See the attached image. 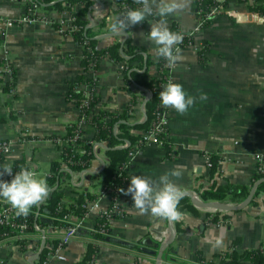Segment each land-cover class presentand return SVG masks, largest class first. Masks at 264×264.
<instances>
[{
    "label": "crops",
    "instance_id": "0c3cea01",
    "mask_svg": "<svg viewBox=\"0 0 264 264\" xmlns=\"http://www.w3.org/2000/svg\"><path fill=\"white\" fill-rule=\"evenodd\" d=\"M98 1L93 2L90 16L94 22L106 20V27L100 29L99 36H102L111 33L109 17L121 14L116 10V0ZM246 5L232 0L227 8L237 12V17L220 13L204 24L194 0H186L183 11L166 17L170 30L175 25L191 41L187 46L178 47L182 60L171 66L166 60L162 62L169 69V81L180 83L196 101L183 115L166 108L170 150L157 144L142 146L130 161L129 179L132 175H143L158 182L165 172L183 166V175L176 183L197 195L196 189L208 175L207 156L218 154L221 161L217 182L229 181L250 189L259 158L264 163V17ZM23 6L20 0H0V59L6 58L15 72L16 97L13 103H8L0 96V137L11 142L12 152L5 164L18 160L32 165L38 173L43 164L50 169L53 161L61 163L55 138L63 137L67 127L79 118V110L67 99V92L81 70L83 48L72 36L60 34L53 25L24 21ZM60 11L42 12L57 18ZM158 19L150 16L126 30L132 45L143 49L155 63L161 57L155 55L156 46L148 39V32L149 23ZM123 39L124 36L98 38L97 47L105 48ZM123 64L124 61L107 55L99 62L93 75L94 92L99 99L95 107L120 113L134 96L128 122H141L145 98L134 85H125ZM149 69L151 75L157 74L155 65ZM201 94H206L207 100H200ZM83 130L86 138L92 137V127L85 125ZM138 132L132 130V133ZM99 153L105 162V148L99 146ZM102 169L101 161L94 159L88 169L93 174L85 173L82 179L75 174L78 183L76 189L67 190L69 202L79 192H95L98 179L103 177ZM44 174L47 176L49 170ZM70 177L64 174L62 181L70 182ZM129 184L130 180L121 189L126 191ZM118 198L124 216L114 221L109 231L98 239V250L90 264H153L154 259L137 252L135 246L145 237L162 242L167 234V220L139 214L131 195L119 191ZM263 201L264 196H259L254 204L238 211L180 205L184 219L177 222L178 229L173 224L176 236L169 259L162 264H214L217 255L231 248L234 241L238 252L264 248ZM186 203H190L188 197ZM209 216L212 220L206 225L205 219ZM94 220L93 216L87 217L75 237L64 245L65 261L49 264L82 261L87 252L84 240L93 239ZM30 236L28 247L0 246L2 263L38 264L34 255L40 250L41 241L38 234L30 233ZM50 236L53 238L56 234L50 233Z\"/></svg>",
    "mask_w": 264,
    "mask_h": 264
},
{
    "label": "trees",
    "instance_id": "16d2710c",
    "mask_svg": "<svg viewBox=\"0 0 264 264\" xmlns=\"http://www.w3.org/2000/svg\"><path fill=\"white\" fill-rule=\"evenodd\" d=\"M41 11L47 10H63L69 9L73 4L80 3V7L76 11V24L79 26L78 30L72 32V37L75 42L82 46L83 48V58L81 60V70L79 74L75 77L74 81L69 84L67 99L73 101L76 106L81 105L82 99L84 98L82 91L74 90V86L87 84L94 88L95 80L88 75L90 71L95 72L100 60L107 55L108 57L116 61H124L126 67L123 69V79L125 85L131 84L137 87L144 96V122H128L129 118L132 116L131 107L134 104V96L131 98L129 106L120 113L110 112L106 110H91V107L96 106L99 99L95 92L91 91L90 100L87 106L84 108L83 123L87 126L93 128V135L90 140L96 143H103L106 146L105 157L107 160L106 165L102 169V182L111 187H119L122 184L129 183V176L126 175V169L122 171V176L117 178L114 177L117 169L121 166L128 165V152L130 148L137 145L141 148L144 144L142 133L153 129V121L155 119L156 112L161 109L160 107V91L163 90L161 86L164 78L169 76L168 67L164 66L163 60L152 62L149 55L144 54V50L133 46L130 38H124L122 45L123 54L127 56V59L123 58L120 54L119 49L121 46V41H115L105 48H98V36L100 35V29L106 27V20L93 21V24L88 20V14L92 10L93 2L95 0H36ZM117 1V12L124 14V10L121 8V3L126 2L131 9L139 8L141 5L135 3V0H116ZM232 0H194L195 9L200 19L204 24L209 22L207 14L210 9L216 5H220L223 8L227 7ZM64 4L66 6H64ZM247 8L260 16L264 17V0H254L253 3H247ZM27 6H23L24 14L27 13ZM171 31L177 32L178 28L173 25ZM190 38H184L183 42L179 44V47L187 46L190 43ZM203 51H201L202 54ZM155 65L157 74L151 75L149 73V68ZM141 69L138 72L136 69ZM13 83H15V72L13 71ZM11 84H6L2 91H7ZM79 120L71 123L67 127V131L64 137H69L74 133ZM132 130L139 131L138 133H132ZM158 139H162L163 145L170 150V140L168 136V129L166 126H161L158 133L156 134ZM142 140L138 142V140ZM89 139L78 138L75 142L65 147L64 152L67 156L62 153L61 163L53 161L50 165L49 174L46 176L50 189L54 186L56 180L59 181V186L56 190L50 191L48 197L39 206H36L30 210L29 215L24 216V219L30 225L29 231L33 230V223L37 210L39 209L40 215H46L51 219V223L45 222V225H61V219L67 214H75L78 217L82 216L85 212L84 209V198L91 197L88 192H79L76 198L69 203H61L62 192L60 191V184L64 178V174H69L70 171L80 172L82 170H87L90 168L94 156L91 152L92 146L89 144ZM126 143L127 146L124 148H116L121 144ZM72 147L83 148L84 153L81 155L71 154L70 150ZM221 161V157L218 154L209 155V166L208 175L203 180L202 184L196 189L197 195L203 201L216 200L225 203L236 204L240 203L248 194V186H237L231 184L229 181L223 183L217 182L218 166ZM14 164L17 168H24L22 162L16 160ZM264 177V173H257L254 175L251 186L260 178ZM11 177L6 180H10ZM259 196H264V182L259 183L255 190V194L250 204L256 202V198ZM181 205V206H180ZM180 207L186 206L188 208H195L191 203H186V197L180 201ZM264 206V201H263ZM179 207V208H180ZM176 229H178L177 222H173ZM97 227V226H96ZM5 230V228H0V231ZM103 235L92 234V238H101ZM146 238V237H145ZM143 238L135 246V250L141 254H145L151 258H155L156 252L159 249L161 241H155L150 238ZM51 243L54 246L57 245L58 241L53 240ZM237 244V241L233 242ZM232 246L231 250H227L225 254L221 257L219 264H264V251L261 248H256L253 250H244L243 252H238L235 246ZM98 247L92 243L87 245V252L82 261L78 264H90L94 256L96 255ZM172 250V245L168 246L163 255L162 260L166 261L169 259L168 254ZM46 250H43V253ZM153 251V253H151ZM219 255V254H218ZM217 255V256H218ZM42 258V256H41ZM138 264V263H134ZM205 264H211L210 262H205Z\"/></svg>",
    "mask_w": 264,
    "mask_h": 264
},
{
    "label": "built area",
    "instance_id": "2783aa9c",
    "mask_svg": "<svg viewBox=\"0 0 264 264\" xmlns=\"http://www.w3.org/2000/svg\"><path fill=\"white\" fill-rule=\"evenodd\" d=\"M23 5L27 6V13L24 14V21H40L44 24L53 25L55 29L63 35H70L72 36V32L79 29V26L75 23L76 22V11L80 7V3L73 4L69 9H63L60 11L59 16L57 18H53L45 13H43L36 0H20ZM223 1V0H219ZM239 1L243 4L247 3H253L254 0H234ZM121 8L126 11L127 9H131V7L126 3H121ZM220 13H226L232 17H237V12L234 10H231L227 7H222L220 5H216L210 9V12L207 14L208 19H210L212 16L218 15ZM94 15H98V12L95 11ZM179 32V31H177ZM184 36V35H183ZM186 38V36H184ZM177 47H179L177 45ZM101 61V60H100ZM165 66V65H164ZM126 67V64H123L121 66V70ZM13 68L9 65L6 58L0 59V96H4V100L8 103H13L16 99L15 92H14V86H12L13 83ZM137 71L140 72L141 69L137 68ZM89 76H91L94 80L95 77L94 72L90 71L88 73ZM169 76L164 78V80L161 83V86L164 88V86L168 83ZM6 84H11L9 89L7 91H2V88ZM74 90L82 91L84 98L82 99L81 105L77 106V109L79 110V123L77 127L74 130V133L69 137H57L55 138V142L57 143L58 147V153L61 156L62 153H64L67 156V153L64 152L65 147H68L70 144L75 142L78 138H86L84 134V127L85 124L83 123L84 114L83 111L84 108L87 106V103L90 100V93L91 91H94V88L87 85V84H81L74 86ZM161 109L156 112L155 119L152 123L153 129L143 132L142 137L144 140V145L146 144H157V145H163L162 139H158L156 134L158 133L161 126L165 125V110L166 108L161 105ZM96 110V107H91V110ZM27 133L26 131L23 133ZM91 139V138H86ZM142 140H138V142H141ZM89 144L92 146V154L94 156V159L103 161L100 158L99 153V144L90 140ZM122 148L126 147L127 144L123 143L120 145ZM139 147L137 145L130 148L128 152V160L129 164L119 167L114 177H121L122 171L126 169V175H128V167L130 165L131 159L134 157V155L139 151ZM11 142L10 140L6 138L0 137V166L5 165L6 158L11 154ZM71 154H78L81 155L84 153V149L79 147H72L70 150ZM209 156H207V168L209 166ZM104 162V161H103ZM107 160L104 162V166L106 165ZM13 168V174L18 172L19 170L23 168H17L14 163L11 164ZM103 166V167H104ZM24 168H30L31 170L36 171V169L32 165H26L24 164ZM88 170V169H87ZM87 170H82L80 172H73L70 171V182L62 181L60 184V191L62 192V198L61 203H69V199L67 197V190L68 189H76V185L78 183L77 177H75V174H79L80 178L81 176L86 173ZM257 173H264V163L259 158V163L256 167ZM9 176H4L3 179H7ZM99 185L96 188L95 192L91 194V197H85L84 199V209L85 212L82 216L78 217L75 214H67L63 216L61 219H58L61 221V225H45V222L51 223V219L47 217L46 215H40L38 213L37 220L33 223V230L29 231L30 225L27 223V221L24 219L23 215H17L16 210L11 207L9 203H7L5 200L0 198V228H5V230L0 231V246L6 245V246H13L18 245L21 247H28L31 243L30 239V233L38 234V239L41 241L44 239V247L46 251L43 253V250L39 254L38 257V264H49L52 261H65L66 256L63 253L64 245H66L72 238L75 237L77 231L82 227L83 222L86 220L87 217L93 216L95 218L94 224L92 227V234H99V235H105L110 227L113 225V222L117 219L124 216V210L119 202V191L122 186L127 184H122L119 187L111 186L107 187L106 184L102 182V177L98 179ZM37 214V212H36ZM49 220V221H48ZM212 217L209 216L205 219V224L209 225L211 223ZM97 226V227H96ZM50 233H55L56 236L52 238L50 236ZM166 238V234L163 237V240ZM57 240L58 243L56 246H54L51 241ZM92 243L93 245H98V239L93 238L89 240H84V246L85 251H87V245ZM38 249V247H37ZM37 249L35 252H37ZM229 248L228 250H231ZM261 249L264 251V248L261 247ZM227 251V250H226ZM225 251V252H226ZM225 252H221L217 256V263L219 264L221 257L225 254ZM42 256V258H41ZM95 257V256H94ZM0 264H3L0 260ZM162 264V263H159ZM213 264V263H211ZM250 264V263H248Z\"/></svg>",
    "mask_w": 264,
    "mask_h": 264
},
{
    "label": "clouds",
    "instance_id": "9594fccd",
    "mask_svg": "<svg viewBox=\"0 0 264 264\" xmlns=\"http://www.w3.org/2000/svg\"><path fill=\"white\" fill-rule=\"evenodd\" d=\"M135 3L141 7L127 9L122 16L109 17L108 30L123 35L129 27L145 22L148 17H159L149 23L151 30L148 32V39L156 46L155 55L164 58L169 66L182 60L177 45L183 42L184 36L170 30L166 17L183 11L186 0H135ZM159 96L163 107L172 108L181 115L186 114L196 101V97L189 95L180 83L172 80L168 81ZM199 99L207 100V95L201 94ZM183 172V166H178L161 175L158 182L147 176L132 175L127 190L120 191L124 195H131L139 214L178 222L185 215L179 210L185 192L176 183ZM6 175L11 179H3ZM50 190L45 174H38L30 168H23L13 174L11 164L0 166V198L9 203L17 215H29L32 208L48 197Z\"/></svg>",
    "mask_w": 264,
    "mask_h": 264
},
{
    "label": "water",
    "instance_id": "95a60500",
    "mask_svg": "<svg viewBox=\"0 0 264 264\" xmlns=\"http://www.w3.org/2000/svg\"><path fill=\"white\" fill-rule=\"evenodd\" d=\"M60 1H64V0H60ZM96 1H98V0H96ZM98 3H100V2L98 1ZM100 5L102 6V3H100ZM94 9H96V8H94ZM88 20H89V22H91L93 24V20H92V17L90 16V13L88 14ZM106 36H124V38H127L128 35H127V33H125L123 35L109 33L106 35L99 36L98 38H102V37H106ZM123 42H124V40L121 41V46H120L119 52L123 56V58L127 59V56L124 55L123 51H122ZM143 107H144V103L141 106V110H142V113L144 115V108ZM144 121H145V115L143 116V119L141 122H144ZM98 144L100 147L106 149V147L103 144H101V143H98ZM116 148H122V147L117 146ZM101 164H102V166H104L103 161H101ZM86 173L93 174L94 172L87 170ZM261 182H264V177L258 179L250 187L246 197L240 203H236V204L225 203V202L216 201V200L203 201L190 190H184V192H185L184 197H188L190 200V203L192 205H194L195 207H198V208H211V209L218 210V211H238V210L245 208L246 206H248L250 204L251 200L254 197L255 190H256L257 186L259 185V183H261ZM58 186H59V181L57 179L54 186L51 188L50 191L56 190L58 188ZM38 213H39V209L37 210V214L35 215V219H34L35 221L37 220ZM175 236H176V233H175V228L173 226V222L167 221V235H166V238L161 242L159 249L156 252V256L154 258L153 264L162 263V261H163L162 255H163L165 249L173 243ZM43 247H44V239L41 240L40 250L37 253H35V255H34L35 259L39 257V254L43 250ZM151 253H153V251Z\"/></svg>",
    "mask_w": 264,
    "mask_h": 264
},
{
    "label": "rangeland",
    "instance_id": "374dc122",
    "mask_svg": "<svg viewBox=\"0 0 264 264\" xmlns=\"http://www.w3.org/2000/svg\"><path fill=\"white\" fill-rule=\"evenodd\" d=\"M49 170V167L46 164L41 165L40 170L38 172V174H44L47 173ZM167 235V234H166Z\"/></svg>",
    "mask_w": 264,
    "mask_h": 264
}]
</instances>
